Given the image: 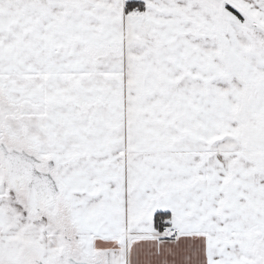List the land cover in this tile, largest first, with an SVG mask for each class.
I'll return each instance as SVG.
<instances>
[{
    "label": "snow or ice",
    "instance_id": "1",
    "mask_svg": "<svg viewBox=\"0 0 264 264\" xmlns=\"http://www.w3.org/2000/svg\"><path fill=\"white\" fill-rule=\"evenodd\" d=\"M0 264H264V0H0Z\"/></svg>",
    "mask_w": 264,
    "mask_h": 264
}]
</instances>
